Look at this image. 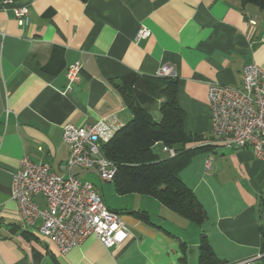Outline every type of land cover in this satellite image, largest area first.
<instances>
[{
  "label": "crops",
  "instance_id": "0c3cea01",
  "mask_svg": "<svg viewBox=\"0 0 264 264\" xmlns=\"http://www.w3.org/2000/svg\"><path fill=\"white\" fill-rule=\"evenodd\" d=\"M17 6L28 8V25L15 19ZM140 25L151 34L136 42ZM250 61L264 68V10L239 0H0V264H198L201 234L224 264L262 254L264 162L250 147L215 142L207 100L214 82L241 89V71ZM76 62L79 79L67 89L65 71ZM165 64L178 78L184 130L202 136L190 146L211 145L178 173L205 219L195 224L150 196L98 187L94 170L73 168V175L90 181L104 204L118 212L127 234L109 249L90 235L60 253L40 233V220L31 227L21 224L10 195L20 159L27 156L62 174L59 167L68 156L62 126L110 114L126 123L131 113L114 83L130 73L154 76ZM161 151L168 156L163 146ZM33 201L45 208L43 196Z\"/></svg>",
  "mask_w": 264,
  "mask_h": 264
},
{
  "label": "built area",
  "instance_id": "2783aa9c",
  "mask_svg": "<svg viewBox=\"0 0 264 264\" xmlns=\"http://www.w3.org/2000/svg\"><path fill=\"white\" fill-rule=\"evenodd\" d=\"M4 3L12 4V0H4ZM12 11L20 26L28 25L27 7H13ZM150 34L147 27L140 25L134 39L137 42ZM80 68L81 64L76 62L66 69L67 89L79 79ZM241 72V89L217 82L208 86L211 133L217 144L231 149L250 147L254 157L264 162V68L250 61ZM154 76H175V71L165 64ZM124 124L113 114L94 123L64 124L62 140L68 146V156L59 167L62 174L27 156L20 159L18 169L12 175L10 195L17 203L23 227H31L40 220V233L53 241L62 254L80 245L90 235L106 249L125 238L127 228L118 212L104 204L90 181L71 173L73 168L94 170L101 181H112L115 165L103 155L101 147ZM164 151L170 157L175 154L172 148L164 147ZM36 195L43 196L45 208H39L33 201ZM262 256L264 253L233 264H257Z\"/></svg>",
  "mask_w": 264,
  "mask_h": 264
},
{
  "label": "trees",
  "instance_id": "16d2710c",
  "mask_svg": "<svg viewBox=\"0 0 264 264\" xmlns=\"http://www.w3.org/2000/svg\"><path fill=\"white\" fill-rule=\"evenodd\" d=\"M239 1L264 10V0ZM114 87L131 113V118L101 147L103 155L115 165L112 179L115 191L120 195L150 196L188 221L202 223L204 209L178 173L193 155L211 149V145L190 146L199 143L202 136L183 128L184 112L176 99L178 78L130 73L115 82ZM156 144L172 148L174 156L161 157L154 150ZM133 213L148 220L145 212ZM198 264H224L216 258L202 234ZM257 264H264V256Z\"/></svg>",
  "mask_w": 264,
  "mask_h": 264
},
{
  "label": "rangeland",
  "instance_id": "374dc122",
  "mask_svg": "<svg viewBox=\"0 0 264 264\" xmlns=\"http://www.w3.org/2000/svg\"><path fill=\"white\" fill-rule=\"evenodd\" d=\"M220 149H223V147L220 148ZM154 150H155L158 154H161V153H162V151H161V145H155V146H154ZM198 154H199V153H197V154H195V155H198ZM194 157H195V156H194ZM80 176H81V175H80ZM93 180H94V182L96 183V185H97L98 187L100 186V184H103L104 187H106V186H109V187H111V188L114 187L112 182L100 181V179L98 178V176H95V177L93 178ZM139 195H141V194H139ZM119 212H120L121 215H129V212L127 213V211L120 210Z\"/></svg>",
  "mask_w": 264,
  "mask_h": 264
}]
</instances>
